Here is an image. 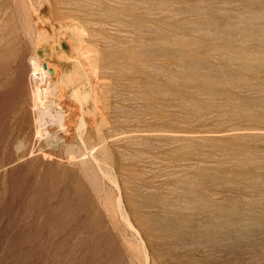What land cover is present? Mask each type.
<instances>
[{"label": "rangeland", "instance_id": "1", "mask_svg": "<svg viewBox=\"0 0 264 264\" xmlns=\"http://www.w3.org/2000/svg\"><path fill=\"white\" fill-rule=\"evenodd\" d=\"M263 165L264 0H0V264H264Z\"/></svg>", "mask_w": 264, "mask_h": 264}, {"label": "bare ground", "instance_id": "2", "mask_svg": "<svg viewBox=\"0 0 264 264\" xmlns=\"http://www.w3.org/2000/svg\"><path fill=\"white\" fill-rule=\"evenodd\" d=\"M79 70V69H78ZM75 71H76V68H75ZM77 72V71H76ZM76 74V73H75ZM73 78V77H72ZM68 81V80H67ZM227 94V93H226ZM246 132H247V130H246ZM254 161V160H253ZM249 163V162H248ZM264 166V165H263ZM261 169V168H260ZM235 207V206H234Z\"/></svg>", "mask_w": 264, "mask_h": 264}]
</instances>
